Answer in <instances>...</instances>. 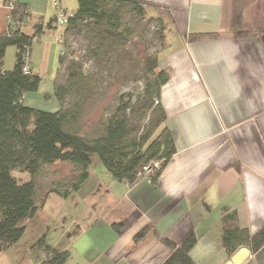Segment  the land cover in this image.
Masks as SVG:
<instances>
[{
	"label": "crops",
	"instance_id": "1",
	"mask_svg": "<svg viewBox=\"0 0 264 264\" xmlns=\"http://www.w3.org/2000/svg\"><path fill=\"white\" fill-rule=\"evenodd\" d=\"M10 1L27 6L23 34L39 29L27 64L40 85L24 94L23 102L54 110L62 33L52 24L53 0ZM139 1L164 21L158 66L170 76L159 98L175 154L154 183L129 184L113 178L101 163L91 164L87 178L65 197L52 189L73 184L74 166H44L37 210L20 223L24 232L0 253V264L45 260L41 249L31 250L42 236L54 251L68 253L64 264H163L172 250L161 239L179 245L191 234L196 237L189 252L193 264H225L232 255L221 241L224 215L234 213L251 236L264 226V0ZM48 7L53 14L45 23ZM8 14L0 0V34L7 30ZM12 52L14 66L15 47ZM4 59L2 69L11 70ZM146 228L149 233L135 242ZM241 264H264V245Z\"/></svg>",
	"mask_w": 264,
	"mask_h": 264
},
{
	"label": "trees",
	"instance_id": "2",
	"mask_svg": "<svg viewBox=\"0 0 264 264\" xmlns=\"http://www.w3.org/2000/svg\"><path fill=\"white\" fill-rule=\"evenodd\" d=\"M76 1L77 9L69 18L68 26H76L87 19L92 23L105 24L106 6L111 2L129 4L138 13H143L144 6H149L139 0ZM11 17L13 28L9 27L0 34V253L21 238L25 226L20 223L36 212V178L44 166L62 162L74 166L78 175L73 184H56L52 189L65 197L87 178L91 165L89 154H96L113 178L132 184L136 182L135 174L142 165L160 162V169L152 179L153 183L156 182L176 152L172 134L165 126L166 114L159 98L160 88L168 81L170 73L159 68L158 54L148 57L146 62L145 92L154 98L145 108L150 111L148 131L136 136L125 116L128 104H121L101 135L83 136L78 129L69 128L78 121L71 113L62 109L45 112L24 104V94L36 92L40 85L38 76L22 71L39 29L31 36L21 32L20 27L29 17L25 4L14 3ZM113 29L116 30L117 25ZM201 37L192 36L190 39ZM10 46L16 49L15 63L11 70H3L5 51ZM54 96L61 102L64 88L55 87ZM15 174H28L30 179L23 182ZM221 222V241L228 254L233 256L239 248L255 253L264 245V226L251 236L238 226L234 213L224 215ZM149 230L146 228L140 232L135 242L142 240ZM161 240L172 250L163 264H193L189 257L196 242L193 234L179 245ZM36 249H41L46 255L39 264H64L68 258L67 252H56L50 248L44 236L31 247L32 252Z\"/></svg>",
	"mask_w": 264,
	"mask_h": 264
},
{
	"label": "rangeland",
	"instance_id": "3",
	"mask_svg": "<svg viewBox=\"0 0 264 264\" xmlns=\"http://www.w3.org/2000/svg\"><path fill=\"white\" fill-rule=\"evenodd\" d=\"M60 1L67 13L76 11V0ZM106 9L105 24L87 19L76 26L58 27L57 34H62L53 90L63 87L64 98L54 110L36 109L45 112L62 109L71 113L78 121L70 129H78L83 136L96 137L102 134L117 107L128 104L125 116L138 136L148 131L150 111L145 108L154 98L145 92L146 62L163 49L164 21L159 12L148 6H144L143 13H138L129 4L111 2ZM52 14L48 7L43 14L45 23ZM9 49L4 56L7 68H11L14 61V47ZM36 49H33L35 59ZM50 94L43 93L44 96ZM89 156L92 165L100 163L96 154ZM45 174L43 169L36 181Z\"/></svg>",
	"mask_w": 264,
	"mask_h": 264
},
{
	"label": "built area",
	"instance_id": "4",
	"mask_svg": "<svg viewBox=\"0 0 264 264\" xmlns=\"http://www.w3.org/2000/svg\"><path fill=\"white\" fill-rule=\"evenodd\" d=\"M4 6L9 10V14L7 15V29L13 28V22H12V17H11V12L14 8V2L13 1H7L4 2ZM52 6L55 9V16L53 20V26L58 27V26H68L69 25V18L73 16V14L67 13L64 8L61 6L60 1L58 0H53L52 1ZM22 71L24 74H31V71L29 69V66L27 64V61L22 67ZM160 169V162H151L144 164L140 167V169L136 172L135 174V179L136 181L138 180H145L147 182H152V179L156 172Z\"/></svg>",
	"mask_w": 264,
	"mask_h": 264
},
{
	"label": "water",
	"instance_id": "5",
	"mask_svg": "<svg viewBox=\"0 0 264 264\" xmlns=\"http://www.w3.org/2000/svg\"><path fill=\"white\" fill-rule=\"evenodd\" d=\"M248 255V249L241 248L225 264H241L248 257Z\"/></svg>",
	"mask_w": 264,
	"mask_h": 264
}]
</instances>
